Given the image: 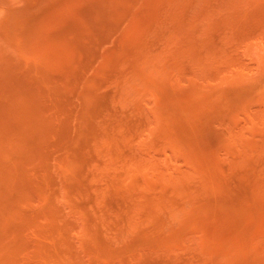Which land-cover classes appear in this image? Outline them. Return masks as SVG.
I'll return each mask as SVG.
<instances>
[{"label":"rangeland","instance_id":"1","mask_svg":"<svg viewBox=\"0 0 264 264\" xmlns=\"http://www.w3.org/2000/svg\"><path fill=\"white\" fill-rule=\"evenodd\" d=\"M0 264H264V0H0Z\"/></svg>","mask_w":264,"mask_h":264}]
</instances>
